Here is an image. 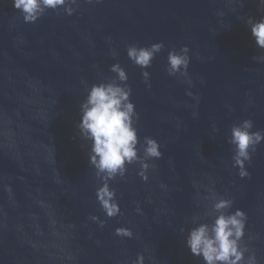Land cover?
<instances>
[{
  "label": "water",
  "instance_id": "1",
  "mask_svg": "<svg viewBox=\"0 0 264 264\" xmlns=\"http://www.w3.org/2000/svg\"><path fill=\"white\" fill-rule=\"evenodd\" d=\"M71 6L72 14L49 9L25 22L12 0H0L15 264H132L139 253L144 264H204L184 238L193 223L214 218L221 196L233 200L229 211L246 212L245 256L254 252L264 264V141L245 162L243 178L228 142L231 127L244 119L253 121L252 131H264V60L257 59L264 49L246 23L264 17V4L77 0ZM161 41L145 81L127 48ZM185 45L187 78L169 75V50ZM117 62L128 75L140 141L155 138L162 156L149 159L147 180L133 163L124 177L108 181L120 208L108 217L96 197L105 181L88 161L91 142L77 124L88 88L112 80Z\"/></svg>",
  "mask_w": 264,
  "mask_h": 264
},
{
  "label": "clouds",
  "instance_id": "2",
  "mask_svg": "<svg viewBox=\"0 0 264 264\" xmlns=\"http://www.w3.org/2000/svg\"><path fill=\"white\" fill-rule=\"evenodd\" d=\"M13 7L21 12L25 22H35L47 10L63 8L68 14L75 9L71 6L77 0H12ZM264 4V0H260ZM247 25L255 45L264 49V17L254 19L248 17ZM164 47L163 42H154L150 46L129 45L128 57L143 71L142 76L148 80L150 73L147 68L156 53ZM189 49L185 45L181 49H171L168 52L167 71L169 75L188 76L190 57ZM115 55V52L113 53ZM264 60V56L257 57ZM115 77L109 81L93 83L87 91L85 99L80 105V120L77 127L81 136L91 142L88 156L89 163L104 178L96 189V197L103 211L108 217L117 215L120 211L116 200V190L110 187L108 181L117 176L124 177L127 165L138 163L139 176L148 179V169L153 167L148 161L160 158L159 142L145 136L141 143L135 121L138 113L135 104L130 99L132 89L126 83L128 75L120 63L111 65ZM187 82L191 84V80ZM191 95V93H189ZM253 121L244 119L231 127L228 142L233 145V166H238L240 177L249 175L245 162L250 161L251 153L256 151L257 145L264 141V131H252ZM139 145V147H138ZM141 150L143 154L141 155ZM231 198L220 197L212 205L216 215L211 221L193 223L187 230L185 245L193 256L200 257L204 264H257L255 253L247 257L248 245L243 244L247 214L241 208H232ZM139 211V209H137ZM98 220L97 216L90 217ZM103 225L105 222L99 220ZM183 232L184 229H181ZM115 234L132 237L133 232L128 228H116ZM251 238V237H250ZM132 264H144V255L139 253Z\"/></svg>",
  "mask_w": 264,
  "mask_h": 264
}]
</instances>
